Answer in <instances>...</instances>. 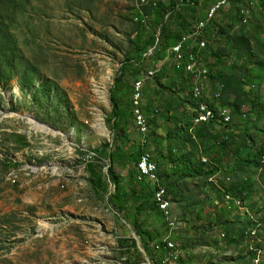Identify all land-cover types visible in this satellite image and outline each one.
I'll list each match as a JSON object with an SVG mask.
<instances>
[{"label": "rangeland", "instance_id": "rangeland-1", "mask_svg": "<svg viewBox=\"0 0 264 264\" xmlns=\"http://www.w3.org/2000/svg\"><path fill=\"white\" fill-rule=\"evenodd\" d=\"M194 1L152 0L142 7L140 0H0V264H149L142 236L150 241L156 264V242L169 239L181 253L173 264H231V257L221 260L215 253L218 236L223 239L225 231L234 241L237 226L260 231L256 226L263 219L255 206L264 198V166L252 169L247 161L255 162L264 146V0H230L205 32L204 60L212 75L195 82L203 97L210 95L216 106L235 112L237 133L229 148L217 129L211 139H202L209 126L188 129L192 111L186 102L194 81L185 77L182 64L166 58L167 40L173 43L188 33L215 3ZM142 15L148 16L147 32L155 42L137 66L139 76L163 68L144 81L142 103L150 119L144 141L133 129V118L112 126L110 98L121 64L137 51L133 40ZM162 17L163 25L153 24ZM221 49L227 57L219 62L214 52ZM137 78L128 79L130 93L119 98L126 112ZM241 84L255 93L245 94ZM31 118L51 131L37 130ZM111 148L114 163L108 158ZM142 151L162 155L157 162L170 200L168 217L147 198L153 185L137 180ZM201 156L211 164L198 167ZM90 163L100 170L105 184L100 190L92 183ZM112 166L122 185L121 213L110 200ZM208 169L214 170L205 174ZM243 177L248 181L235 186L236 192L249 197L254 187L258 201L254 207L248 203L253 221L247 207L237 210L225 199L226 189ZM223 201L232 208H221ZM237 211L249 219L246 224ZM256 240L251 239L250 251L256 253L251 258L257 256L254 264H261L264 251L256 248Z\"/></svg>", "mask_w": 264, "mask_h": 264}, {"label": "trees", "instance_id": "trees-1", "mask_svg": "<svg viewBox=\"0 0 264 264\" xmlns=\"http://www.w3.org/2000/svg\"><path fill=\"white\" fill-rule=\"evenodd\" d=\"M182 2H184V3H186L187 2V0H181ZM194 2H197L196 0L194 1ZM230 2V1H229ZM229 4V3H228ZM173 5H174V7L175 6H177L176 4H174L173 3ZM226 7V6H225ZM230 7V6H229ZM229 7H227V8H229ZM244 13H245V11H243ZM164 14H166V16L167 15H169L170 13L169 12H167V11H165V13ZM231 17V16H230ZM229 17V18H230ZM165 17H162L160 20H157V19H155L154 20V22H153V24H158L159 22H161V25H163V23L165 22V19H164ZM141 19V17H139V20ZM233 22L230 24V26H233ZM147 26H148V22H147V24H143V23H141V22H139V25H138V28H139V31H138V33H137V35H136V39L135 40H133V42L136 44V46H137V51H136V53L135 54H131V53H129L128 55H127V57H126V59L124 60V62L121 64V66H120V69L118 70V73H117V76H116V78H115V82H114V84H113V86H112V88H111V90H110V98H111V105H112V111H111V119H112V126H114L115 127V122L116 121H122V120H126V119H128V121H130V119L131 118H133L134 119V117L135 116H137L138 115V111H137V113H135L134 114V112H133V109H132V106L130 105L129 107H127V109H129L127 112L125 111V109H123V108H121L120 107V104H119V98H120V95L122 94V93H124V94H127V93H130V90H129V88H128V85H127V83H128V79L130 78V77H132V76H138V78L137 79H139L141 76H143V75H140L139 76V74H140V70L138 69V64H140V62H143L147 57H148V54H146L147 53V51L150 49V48H152L153 47V45H154V42H155V37L152 35V34H148V32H147ZM209 27H210V25H209ZM198 28V27H197ZM162 30H163V28H161ZM208 30H209V28H207V30H206V32H208ZM191 31V30H190ZM189 31V32H190ZM188 32V33H189ZM197 32V29H196V31H195V33ZM195 33L192 35V38H191V42L193 41V43H198L199 42V44L196 46V52H199L200 51V46H201V43H202V38H204V37H206L207 35L206 34H204L205 36H202V37H193L194 35H195ZM183 36V35H182ZM181 36V37H182ZM181 37H179L175 42H173V43H171L169 40H167V42H166V47H165V49H167L168 47H170V46H172L173 44H175V43H177L178 42V40L181 38ZM193 38H194V40H193ZM215 37L213 36L212 37V40L214 39ZM195 50H194V55H195ZM206 50H207V48L201 53V57H202V59H203V61L205 62V56H206V54H205V52H206ZM226 51V49H224V52ZM157 52H153V53H151L150 55H149V57L150 56H152V55H155ZM214 55L215 56H217V58L219 59V62H221L222 60H224L226 57H227V55L225 54V53H223L222 52V49L220 50V52L219 53H215L214 52ZM191 57V56H190ZM170 59H172V58H170ZM172 60H174V61H177L176 59H172ZM193 61L194 60H187L186 61V63L187 64H191V63H193ZM178 62V61H177ZM209 68V67H208ZM207 67L205 68V70H207L208 69ZM162 67H158V69H156V71L157 72H160V71H162ZM182 69L185 71V77L189 80L190 79V81H194V87L192 88V92H193V90L195 89V87H196V82H195V76H196V78L198 79V78H204V76L203 75H201L200 77H198V70L194 73V75H190L188 72H187V70H186V66H182ZM210 69V68H209ZM208 69V71H211V70H209ZM142 74V73H141ZM211 75H212V73L210 72V77H211ZM156 76V74L154 75V77ZM127 79V80H126ZM136 79V80H137ZM195 79V80H194ZM135 80V81H136ZM191 83V82H190ZM145 84V83H144ZM144 88V87H143ZM244 92H245V94H247V95H250V94H254L255 93V90H254V88H252V87H248V88H246V86L245 85H242L241 84V87H240ZM132 91H133V88H132ZM132 91H131V93H132ZM133 95H134V93H133ZM143 96H144V89H143V95H142V100H143ZM130 103H131V101H130ZM186 104H188V106H189V108L191 109V119H192V122H191V124L189 125V128L188 129H190V128H192L193 126H196L195 125V122H196V107H201V105H200V99H196V97H195V92L193 93V97H192V94H191V97H189V101L188 102H186ZM197 104V105H196ZM255 104H256V102H255ZM222 106H224V105H222ZM194 107H195V109H194ZM220 108H222V107H220ZM223 109V108H222ZM143 110H144V106H143ZM195 110V111H194ZM231 110V109H230ZM139 112L141 113V115H143L144 116V114L142 113V111L139 109ZM234 112V111H233ZM127 113V114H126ZM145 113V112H144ZM134 114V115H133ZM234 114H235V112H234ZM145 117V116H144ZM149 118V117H148ZM146 120H147V118H146ZM214 120H220L219 118H216V119H214ZM149 122H150V119H149ZM149 122H148V120H147V124L149 125ZM215 124H218V125H223V124H221V123H210V124H205V127H207V126H209V127H211V128H214V125ZM150 126H151V124H150ZM198 126H201V125H198ZM187 129V130H188ZM122 130V132H124V130L123 129H121ZM143 135H141V137H142ZM143 139V138H142ZM116 140V139H115ZM147 141H148V139H147ZM147 141H146V145H144L143 144V141H141V144L143 145V146H147ZM224 142H225V144L226 145H228L230 142H227V139H224ZM112 146V145H111ZM107 147H109V144L108 143H106V144H104V148H107ZM144 151H142V153H143ZM147 152V151H146ZM146 152H144V153H146ZM141 153V155H142V157H144V156H147V155H150V154H145L144 155V153L142 154ZM141 155H140V157H141ZM144 155V156H143ZM264 155V146L261 148V149H259L257 152H256V154H255V166L256 167H259V166H261V165H263L264 166V164H262V156ZM151 156V155H150ZM132 157H135V155L134 154H132ZM108 158L111 160V162H113L114 163V152H113V150H112V148L110 149V151H109V153H108ZM182 158H184V156L182 155ZM143 159V158H142ZM142 159L140 160V162H142ZM179 159H181V158H179ZM139 163V162H138ZM158 163V162H157ZM196 164L195 163H193V167L195 166ZM198 167H206L207 165L206 164H203V163H201V164H199V165H197ZM199 170L201 171V172H203L202 171V169L201 168H199ZM206 170V169H205ZM214 169H208L207 171H205V174H211L212 173V171H213ZM89 171H90V173H91V176L92 175H95V177H94V179L92 180V183L94 184V186L97 188V190H100V189H102L103 187H104V183L102 182V179H101V176L99 175L100 173V170H98L97 169V166H96V163H90L89 164ZM108 174H109V178H110V182H111V184L114 186V190H113V192H112V194H111V197H110V200H111V202L113 203V205H116L117 207H118V211H119V213H121V212H123V210L121 209L123 206H124V203L121 201V182H120V176L119 175H117V173L114 171V169H113V166L112 167H110L109 169H108ZM155 175H156V179H154L153 177H152V175H148L149 176V178L151 179V180H153V181H155V184H157V187L160 189V191H157L156 192V201L158 202V204H159V206H160V203H159V201H158V199H157V195H158V193H160L162 190H164L165 188H163V187H161V183H160V178H159V172L157 171V172H155L154 173ZM243 185V184H242ZM242 185H238V186H240V187H242ZM232 186V187H231ZM230 187H229V189H226V191L227 192H230L229 190H231L230 188H232V190H231V193L233 192H235V191H238L237 190V188L236 187H238L237 185H231ZM236 186V187H235ZM239 188V187H238ZM167 189H165V195H164V197L165 198H167L166 197V195H167V191H166ZM154 194H155V192H152V193H150L148 196H147V198L149 199V197H152V199H153V202L156 204V207L159 209V206H158V204L155 202V199H154ZM226 194H228V193H226ZM227 196V195H226ZM241 197H243L245 200H246V198H245V196H244V194H242L241 195ZM225 199H226V197H225ZM125 202H127V200L125 201ZM230 203V202H229ZM128 206V205H127ZM140 207H137V209L138 210H140L139 209ZM143 208V207H142ZM161 209V208H160ZM162 211V210H161ZM163 212V211H162ZM164 213V212H163ZM165 214V213H164ZM166 216V215H165ZM139 233H140V235H141V233L142 232H140L139 231ZM140 241H141V244H142V247H143V249L145 250V252L148 254V256L150 257V262L151 263H153V264H156L155 263V258L153 257H151V255H150V241H148L147 239H145V237L144 236H142V237H140ZM170 241V240H169ZM159 243H160V241H158ZM170 242H173V241H170ZM175 243V242H174ZM160 245V244H159ZM158 246V245H157ZM157 248V247H156ZM145 261H143V263H144ZM161 262H162V260L160 259V261H159V264H161Z\"/></svg>", "mask_w": 264, "mask_h": 264}, {"label": "bare ground", "instance_id": "bare-ground-1", "mask_svg": "<svg viewBox=\"0 0 264 264\" xmlns=\"http://www.w3.org/2000/svg\"><path fill=\"white\" fill-rule=\"evenodd\" d=\"M151 1L152 0H146V3H151ZM230 0H223V9L224 8H227V7H229L230 6V2H229ZM229 3V4H228ZM229 5V6H228ZM226 6V7H225ZM214 8V9H213ZM213 9V10H212ZM212 9L210 10V12L208 13V16L210 15V17L208 18V16H207V18L206 19H204V20H206L207 21V19H208V21L207 22H209V21H211L212 20V18L215 16V14H217L218 12H215V6L214 7H212ZM212 11V12H211ZM211 13V14H210ZM247 13V12H246ZM218 14H220V13H218ZM217 14V15H218ZM217 17V16H216ZM215 17V18H216ZM137 22H140V20H139V17L137 18ZM211 22H213V20L211 21ZM210 22V23H211ZM198 27V28H197ZM196 29H197V32L195 33V35L193 36V37H202V36H205L203 33H204V26H196V28H195V31H196ZM192 38V37H191ZM191 38L189 39V45H188V42H180L179 43V45H178V47H177V51H178V54H173V45L172 46H170V47H168L167 49H166V51H167V55H166V58L167 59H170L171 57L173 58V59H176L178 62H186L187 60H186V58H188V57H190L191 56V58H194V50L196 49V46L199 44V42L198 43H193V41L191 42L190 40H191ZM193 40H194V38H193ZM205 43V37L204 38H202V43H201V46H200V48L203 46V44ZM196 51V50H195ZM166 59V60H167ZM176 61V62H177ZM208 67V66H207ZM186 70H187V72L190 74V75H194V73L198 70V68H197V63H194V61H193V63H191V64H187L186 63ZM210 70V69H209ZM156 71H154V73H155ZM204 73H207V76L205 77V75H204ZM203 76H204V78H198V80H200L201 81V79H205V78H209L210 77V71H208V69L207 70H204V72H203V74H202ZM195 76V75H194ZM195 81H197V78H196V76H195ZM207 79H205V81L207 80ZM144 81H145V79L144 80H142V83L139 85V87H137V89H136V91L134 92V95H133V99H132V108L134 107L135 109H137V111H138V117H142V121L144 122V124H145V126L147 127V129H142V134L144 135V133H146L147 131H148V129H149V125L147 124V120H148V118H147V116H143V115H141V113L139 112V110L138 109H140L141 111H142V113L144 114V110H143V103H142V95H143V87H144ZM195 92V97H196V99H200V105H201V107H202V109H203V111H197V108H196V122H195V124L197 123V122H203V121H205L206 119H208L209 117L212 119V120H214V119H216V118H219V119H221V114H222V112H223V106L222 105H215L214 104V102H211V98H210V95H209V100L207 99V98H205V97H203V95H202V93L200 92V90H199V87H197L196 86V88H195V90H193V93ZM192 97H193V94H192ZM197 105V104H196ZM220 107H222V108H220ZM194 109H195V107H194ZM137 111H136V113H137ZM133 112H134V109H133ZM134 115V114H133ZM135 118V117H134ZM146 118H147V120H146ZM149 122V121H148ZM31 123L32 124H34L35 126H36V128H37V130H43V131H51L50 130V128H48V127H46V126H44L43 124H41V123H39V122H37V121H35L34 120V118H31ZM144 132V133H143ZM150 135V134H149ZM145 136V135H144ZM144 136H142V138H143V141H144ZM143 144H144V142H143ZM144 145H146V144H144ZM145 154H150L149 152H147V153H145ZM144 154V155H145ZM143 155V156H144ZM151 155V154H150ZM150 155H147V156H144V157H142L141 159H142V162H140V164H149V157H150ZM88 161H89V159H88ZM204 162V161H203ZM158 170H155V169H148V175H152V177L154 178V179H156V175L154 174L155 172H157ZM159 175H160V172H159ZM159 178H160V176H159ZM231 179V178H230ZM230 179H229V181H230ZM213 179H211V181H212ZM160 183H161V179H160ZM166 189V188H165ZM165 189L164 190H162L160 193H158V195H157V199H158V201H159V203H160V206H159V204H158V202L156 201V192L157 191H155V194H154V199H155V202L158 204V206H159V210L161 211V213H163V215L165 216V217H168L170 214H169V209H170V200L168 199V197H167V195H166V197L167 198H165L164 197V195H165ZM167 191V190H166ZM226 193H228V194H226ZM227 195V196H226ZM225 197H226V200L228 201V203H229V201H230V203L232 202V203H234L233 205H235V206H237V210H240V211H244V210H246V207L247 206H244V204H243V197H233L232 196V193L231 192H225ZM229 203V204H230ZM161 208V209H160ZM227 209H229V208H232V206H230L229 208L228 207H226ZM247 211V210H246ZM238 212V211H237ZM247 213V212H246ZM238 214H239V212H238ZM246 216H249V219L250 220H252L253 221V217L251 216V214H246ZM171 223H173L174 224V221H172ZM171 223H170V226H171ZM256 227H262V226H260V225H257ZM259 228V229H260ZM245 235L247 236V237H249V239H254L255 237H259V235H260V231L258 230V229H256V228H253V229H250V230H248V231H246L245 232ZM170 240V239H169ZM169 240H166L165 242H162V240L160 241V243L158 242V243H156V245H155V249L156 250H158L160 253H161V255H163L160 259L162 260V262H161V264H173V263H176V262H178L179 260H180V258H181V253H180V250H179V248H178V246L176 245V243H174V241L173 242H170ZM160 244V245H159ZM158 245V246H157ZM157 247V248H156ZM251 250V249H250ZM255 261H257V259L255 260ZM256 264H257V262H256Z\"/></svg>", "mask_w": 264, "mask_h": 264}, {"label": "crops", "instance_id": "crops-1", "mask_svg": "<svg viewBox=\"0 0 264 264\" xmlns=\"http://www.w3.org/2000/svg\"><path fill=\"white\" fill-rule=\"evenodd\" d=\"M216 1V0H215ZM214 4H212L211 5V7L209 8V10L207 11V15H206V17L204 18V19H206L207 18V16H208V13L210 12V10L212 9V7H214L213 6ZM219 16V15H218ZM203 19V20H204ZM200 21H202V20H200ZM214 22V21H213ZM212 22V23H213ZM211 24V23H210ZM209 24V25H210ZM194 27V26H193ZM192 27V28H193ZM208 28H209V26H208ZM192 30V29H191ZM168 50V49H167ZM166 55H167V51H166ZM221 70H222V68H221V66H218V67H216V73L217 74H220L221 73ZM211 97V96H210ZM212 98V97H211ZM213 100V99H212ZM217 103H218V101H217ZM245 115H243V117H244ZM234 119H235V117H234V115H233V120H232V123L230 124V125H218V124H215L214 125V128H211V127H209V131L203 136V138L202 139H211V138H213L214 136H215V133H216V130L215 129H217V132L218 133H220L221 135H219L218 134V136H220V137H222L221 138V141H222V143H225L224 142V139H227V142H230L228 145H226V148H229V147H232L233 146V144L235 145V143L233 142V140H232V137L237 133L235 130V127H234ZM203 126H205V125H201V126H198V125H196V126H193L192 128H190V131H191V133H193V132H195V131H197L200 127H203ZM133 129H135V127L133 126ZM214 129V130H213ZM194 139H197V136L196 135H194ZM232 142V143H231ZM201 148H204V149H206L207 147H203V146H201ZM202 150V149H201ZM224 151V150H223ZM154 157H155V159H156V161L158 160L159 162H161L162 161V159H161V157H162V155L161 156H159V155H154ZM202 159H205V160H207V163H203V161H202ZM249 159H251V157H249V156H247V160H249ZM140 160V159H139ZM246 160V161H247ZM201 161H202V163L203 164H206V165H208V164H211V162H210V160L207 158V157H205V156H201ZM248 162V165L250 166V168L252 167V169H254V167H255V163L252 161V160H249V161H247ZM159 167H160V165H159ZM237 167L239 168V165H237V166H235L234 167V172L235 173H237ZM160 169V168H159ZM161 177V176H160ZM161 181H162V179H161ZM246 181H248V178L246 177H243L238 183H236L235 185H242L243 183H245ZM253 182H256V180L254 181L253 180ZM252 184V183H251ZM253 186V185H252ZM254 190V187H251L250 189H249V197H248V193L247 192H242L241 194H239V193H237L236 191L234 192L235 194H239V195H242V194H246V206H247V208H248V203H249V205L251 204V205H253L254 204V202H256V201H258L257 200V198L256 197H252V191ZM249 199V200H248ZM259 199V198H258ZM253 203V204H252ZM253 207H254V205H253ZM256 208H257V211H259L260 210V216H261V219H263V222L261 223L262 224V227H261V229H260V236L257 238V240H256V248L258 249V250H262V251H264V198H262L261 200H260V204H258L257 206H255ZM221 208H223V209H225V210H228L227 208H225L224 207V201H223V203H222V207ZM224 210V211H225ZM251 208L249 209L248 208V210H247V213L246 214H251V216L253 217V218H255L254 217V215L253 214H255V213H251ZM234 214H235V212H234ZM236 214H238V213H236ZM239 215V214H238ZM239 219H241V221L244 223V224H246V222L247 221H249V219L247 218V217H245V216H241V215H239ZM260 219V220H261ZM253 223V222H252ZM260 223V222H259ZM226 229V226H222L221 227V229H220V233L221 232H223L224 230L223 229ZM233 228V227H232ZM254 228V226H251V225H249V227H248V225L247 226H245V228H243V229H241L240 230V228H238V226L236 227V229H232V231L233 230H235V234H237V236H236V239L234 240V241H230V240H227L226 238V232L224 231L223 232V234H221V235H223V239H221V237L220 236H218L219 237V239H218V247H216V251H215V253L218 255V257L219 258H222L221 260H223V259H226V257H231V264H254V260H255V258L257 257H255L254 259H252L251 257H252V255H256V253H253V252H251L250 251V245H251V243L253 242V241H251V239H249L246 235H245V232L247 231V230H250V229H253ZM231 230V227H227V230ZM239 232L242 234V236H240V246L238 247V235H239ZM225 236V237H224ZM170 240H172V241H174V239H170ZM223 240V241H222ZM175 242V241H174ZM157 243V242H156ZM237 250H239V252L237 251ZM241 250V251H240ZM211 251H214L213 249L211 250ZM230 254V255H229ZM262 254H263V252H262ZM232 255L234 256V255H236V256H234V258L235 257H237V256H239V260L238 261H235V259L234 258H232ZM225 261V260H224ZM252 262V263H251ZM261 264H264V257H263V261H262V263Z\"/></svg>", "mask_w": 264, "mask_h": 264}, {"label": "built area", "instance_id": "built-area-1", "mask_svg": "<svg viewBox=\"0 0 264 264\" xmlns=\"http://www.w3.org/2000/svg\"><path fill=\"white\" fill-rule=\"evenodd\" d=\"M140 4L142 7L148 6L150 5V3H146V0H140ZM154 6H156V4H154ZM215 6V12L221 13L222 11H224L227 8L223 9V0H217L214 5ZM140 22L143 24H147L148 22V16L142 15ZM210 23H208L206 20H202L200 22H198L189 33L184 34L177 43L173 44V54H178L177 51V47L179 45L180 42H188L189 45V39L192 37V35L195 33V28L196 26H204V34L208 28ZM207 48V41L205 39V43L203 44V46L200 48L199 52L195 51V56L194 58L188 57L186 58L189 60H194V63H197V68H198V77H200L205 68L207 67V65L205 64V62L203 61L202 57H201V53ZM179 64H182L183 67L186 66V62H178ZM144 76H141L139 79H137L134 82V87H133V91H132V96H131V100L133 99V93L136 91L137 87H139V85L142 83V80L146 79V78H151L154 76V70H149L145 73H143ZM142 74V75H143ZM197 111H203L202 107H196ZM232 110H230L229 107L227 106H223V112L221 114V119L220 120H212L210 117L208 119H206L203 122H197L195 125H205V124H210V123H221L223 125H230L232 123L233 120V114H232ZM134 127L137 130V132L140 133V135H142V129H147V127L145 126L144 122L142 121V117H138L135 116L134 118ZM90 157V156H89ZM91 159H93V157H90L89 161H91ZM204 163H207V160L204 159ZM262 164H264V155L262 156ZM148 169H155L158 170L159 172V164L157 163V161L155 160V157L153 155V153H151V156L149 157V164H140L138 163V175H137V180L140 183H144L149 181L154 189L153 192L155 191H160V189L157 187V184H155V181L151 180L148 176ZM245 198H246V194H244ZM160 253V252H159ZM163 255H161L160 253V258Z\"/></svg>", "mask_w": 264, "mask_h": 264}, {"label": "clouds", "instance_id": "clouds-1", "mask_svg": "<svg viewBox=\"0 0 264 264\" xmlns=\"http://www.w3.org/2000/svg\"><path fill=\"white\" fill-rule=\"evenodd\" d=\"M216 1H217V0H216ZM216 1H215V2H216ZM214 21H215V20H214ZM211 23H212V22H211ZM159 172H160V170H159ZM159 176H160V175H159ZM160 179H161V178H160ZM162 185H163V184H162ZM159 211H160V210H159ZM160 212H161V211H160Z\"/></svg>", "mask_w": 264, "mask_h": 264}, {"label": "water", "instance_id": "water-1", "mask_svg": "<svg viewBox=\"0 0 264 264\" xmlns=\"http://www.w3.org/2000/svg\"><path fill=\"white\" fill-rule=\"evenodd\" d=\"M148 262H149V264H151L149 260H148Z\"/></svg>", "mask_w": 264, "mask_h": 264}]
</instances>
